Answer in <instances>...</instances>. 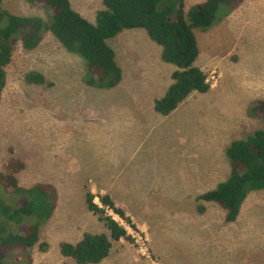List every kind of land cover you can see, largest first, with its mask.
I'll list each match as a JSON object with an SVG mask.
<instances>
[{
    "label": "rangeland",
    "instance_id": "1",
    "mask_svg": "<svg viewBox=\"0 0 264 264\" xmlns=\"http://www.w3.org/2000/svg\"><path fill=\"white\" fill-rule=\"evenodd\" d=\"M204 1L184 0V12ZM1 7L18 16H37L43 20L49 16L42 7L29 5L24 0H2ZM214 23L207 31L194 30L200 51L197 66L205 74L211 90L190 95L171 121L157 128L153 139L160 155L157 171L163 177L166 191L174 188V167L177 177L179 166L182 167V181L177 187L194 180L196 173H203L197 181L198 188H183V203L177 205L173 189L143 195L142 192L141 198L130 196L137 194L103 192L99 185L88 180L89 174L79 176L82 171L75 158H72L69 175L53 178L52 174L63 166V151L67 149L74 154L73 147L78 142L68 149L65 138L67 132L72 133L71 140L78 138V118L82 114L76 100L69 94L63 97L62 92L75 85L83 90L97 89L82 81L86 73L84 62L65 51L50 33H44L39 46L30 51L24 50L20 41L13 45L0 102V175L8 177L4 164L12 158L18 159L25 163L15 174L19 187L51 184L57 200L50 219L39 229L38 242L25 250L6 249L3 252L5 264H26L28 255L29 264H74L59 254V243L75 244L89 232L109 236L103 222L88 210L87 192L97 198L104 195L112 198L125 214V220L117 217L115 220L131 238V242H113L103 264H114L118 258L119 264H264V191L246 198L233 223L225 222V212L216 204L197 200L228 177L227 147L262 128L261 120L249 110L264 100V0H233L228 6L222 5L216 11ZM129 42L146 44L139 52L126 56ZM218 42H223L224 47L213 48ZM108 44L115 51L122 73H130L109 90L127 88L132 91L134 108H144L145 102L149 109L144 114L154 119L157 113L153 111L151 100L146 101L149 95L144 86L151 78L161 77L150 75L143 81L144 73L138 72L157 64L161 47L138 29L122 31L108 40ZM163 64L172 68L168 63ZM233 67L241 69L242 82L228 73ZM30 73L42 76L44 83H28L26 76ZM134 75L138 81L130 89L128 78ZM162 75L169 80L164 72ZM86 95L84 99H89ZM187 120L193 122L192 132ZM195 125H198L197 132ZM173 137L175 145L170 151ZM137 146L139 149L132 154L131 164H136L138 159L141 165L145 164L143 151L147 145ZM49 162L52 163L45 168ZM36 169L38 174L42 173L34 174ZM186 189L192 191L185 192ZM20 197L0 183V202H6L9 209L19 204ZM199 206L203 211L197 209ZM126 220L131 222V228Z\"/></svg>",
    "mask_w": 264,
    "mask_h": 264
},
{
    "label": "trees",
    "instance_id": "2",
    "mask_svg": "<svg viewBox=\"0 0 264 264\" xmlns=\"http://www.w3.org/2000/svg\"><path fill=\"white\" fill-rule=\"evenodd\" d=\"M24 1L42 7L49 16L43 20L37 16L13 15L2 9L0 0V102L6 86V67L11 62L12 47L17 41L24 50L30 51L39 46L44 33H50L65 51L84 62L86 75L83 81L89 87L109 90L121 81L122 70L115 62V53L108 40L122 31L141 29L161 47L162 62L175 68L171 74L172 84L164 96L154 102L155 111L165 117L192 93L205 94L210 90L205 74L195 66L199 49L194 30L210 29L216 23L218 8L230 5L233 0H205L193 5L186 13L184 0H102L103 9L97 13L94 23L74 11L69 0ZM26 81L43 84L44 78L30 73ZM249 112L261 120L262 128L227 147L228 177L214 190L197 198L222 209L226 223L237 220L241 206L250 194L264 191V100L258 101ZM4 167L9 173L4 178L0 175V183L21 196V200L12 209L6 202H0V264H5L3 252L6 249L25 250L38 242L39 229L50 219L57 200L51 185L38 183L31 188L19 187L15 174L25 167L24 162L12 158ZM94 198L87 192L85 203L103 222L109 236L84 233L75 244L59 243V254L74 264H99L108 257L113 242H131L124 227L108 217L105 210L93 202ZM99 199L103 207L125 220V214L108 195ZM197 209L203 211L201 206ZM25 218L31 219L25 221ZM126 222L130 226L131 222ZM14 225H17L16 229H11ZM27 259L26 264H29V255Z\"/></svg>",
    "mask_w": 264,
    "mask_h": 264
},
{
    "label": "crops",
    "instance_id": "3",
    "mask_svg": "<svg viewBox=\"0 0 264 264\" xmlns=\"http://www.w3.org/2000/svg\"><path fill=\"white\" fill-rule=\"evenodd\" d=\"M69 2L72 9L80 14L83 18L88 20L90 23L95 22L97 13L103 9L102 0H69ZM126 44V56H129L134 51L139 52L140 49L145 46L146 42H129ZM212 47H224V43L218 42L213 44ZM199 55L197 58H199ZM115 60L117 65H120L119 60H117L116 54ZM197 64L198 59L195 62V66L199 68ZM174 69L175 68L173 66L172 68H169L168 66L163 64L161 58H159L157 64H155L154 66L143 67L142 71L140 69H137L140 70L138 73H144L145 78H143V81L147 80L150 75H159L161 77L151 78L150 80L146 81V84L144 86V89L149 95V98L146 101L151 100L153 104V111L155 113L157 112L154 109V102L162 98L166 93L168 87L171 85V74ZM224 71L228 72L229 70L224 69ZM163 72L167 76H169V80L165 75H162ZM228 73L233 76L235 80L240 82L243 81L244 76L242 75L240 68L233 67ZM126 74L130 73L123 72L122 77H125ZM85 75L86 73L84 74L82 81L84 80ZM128 79L130 89H133V87L136 85L135 82L138 81V78H136V76L134 75L133 77H129ZM86 89L87 88H84L83 90V88L75 85V88H66L62 92L63 97L68 96L69 94L70 97H73L76 100V103H78L80 112L82 114L79 115L78 118V138H73V140H71V137H73L71 132H67V136L65 138L66 143L69 146L68 149H70V147L74 146L78 142L73 147L74 154L71 155V151L67 149H65L66 151H63V155L61 158V165L63 166L62 168L60 167L59 172L52 174L53 178L62 177L64 174L69 175L72 172V158H75L78 159L79 170L82 171L81 173H79V176L84 177L85 175L89 174L88 180L93 184L99 185V188L103 192H115L128 195L137 194L134 196H130L134 198H141L142 192L143 195L146 192L163 193L169 192L173 189L176 197L174 200V203H176L175 205H177L178 203L182 204V200L184 199L182 196L183 188L188 186H197V181L200 179L199 176L202 177L203 173H201L200 175L196 173L194 175V180H188L185 182V184H183L182 182V184L177 187L178 183L182 181V175L180 174V172H182V167L181 165L179 166L178 177L176 175L177 168L174 167L175 180L172 183V186L174 188L166 191L164 188L165 183L163 181V177L157 171L160 167V155H158L155 150L153 140L154 136L157 133V128L160 125H165L168 121H171L172 117H174V115H176V113L179 111L180 106L168 116L164 117L157 113L155 118L153 119L151 116H147L144 114V112L149 109L145 102L143 104L144 108L141 106L134 108L132 91H129L127 88H118L117 90L108 91ZM86 93H88V95H86ZM85 95L90 98L84 99ZM187 124L190 125V131L192 132V120H190V122L187 120ZM197 130L198 125H195V131L197 132ZM84 134H86L87 136H85ZM173 142L174 137L173 141L171 142V146L168 148L170 151L174 148L175 143ZM138 144L143 147H146L147 145V147L143 151V160L145 161V164L142 165L139 159L136 164H131L132 154L138 152ZM145 154H147V156H145ZM51 163L52 162L47 163L45 168H48ZM143 168L154 169L155 171L151 173V171ZM41 169L43 170V167H41ZM37 170L38 169L34 171V174L40 175L42 171L38 174ZM156 178L160 180L159 183L158 181L153 180ZM198 187L199 186H197L196 188ZM189 191L192 190H185V192ZM146 212L147 211L144 210V213ZM99 234L106 233L100 232ZM117 260H119V258ZM117 260H115V262L113 263L119 264L117 263ZM102 262L99 264H103Z\"/></svg>",
    "mask_w": 264,
    "mask_h": 264
},
{
    "label": "built area",
    "instance_id": "4",
    "mask_svg": "<svg viewBox=\"0 0 264 264\" xmlns=\"http://www.w3.org/2000/svg\"><path fill=\"white\" fill-rule=\"evenodd\" d=\"M93 202H94V203H95L100 209L105 210L106 215H107L108 217H111L115 222H117V221L115 220V217H117L118 219H120L117 215L113 214L112 211H111L110 209H108V208H106V207H103V206L101 205L99 197H98V198L95 197ZM120 220H121V219H120ZM117 223H118V222H117ZM119 225H120V224H119ZM120 226H122V225H120ZM128 227H130V226H128ZM130 228H131V227H130ZM132 229L134 230V228H132Z\"/></svg>",
    "mask_w": 264,
    "mask_h": 264
},
{
    "label": "clouds",
    "instance_id": "5",
    "mask_svg": "<svg viewBox=\"0 0 264 264\" xmlns=\"http://www.w3.org/2000/svg\"><path fill=\"white\" fill-rule=\"evenodd\" d=\"M138 30H141V29H138ZM141 31H143V30H141ZM144 32H145V31H144ZM118 35H119V34H118ZM146 35H147V34H146ZM147 37H148V36H147ZM195 62H196V61H195ZM85 66H86V65H85ZM207 83H208V81H207ZM171 84H172V83H171ZM208 85H209V84H208ZM209 86H210V85H209ZM192 94H193V93H192ZM192 94H191V95H192ZM182 103H183V102H182ZM182 103H181V104H182ZM181 104H180V105H181ZM180 105H179V106H180ZM179 106H178V107H179ZM178 107H177V108H178ZM177 108H176V109H177Z\"/></svg>",
    "mask_w": 264,
    "mask_h": 264
}]
</instances>
